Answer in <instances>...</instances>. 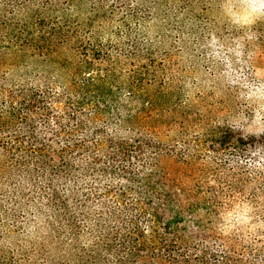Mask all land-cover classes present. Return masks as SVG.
Returning <instances> with one entry per match:
<instances>
[{
  "label": "trees",
  "instance_id": "16d2710c",
  "mask_svg": "<svg viewBox=\"0 0 264 264\" xmlns=\"http://www.w3.org/2000/svg\"><path fill=\"white\" fill-rule=\"evenodd\" d=\"M205 3L0 0V264H264V136L175 59Z\"/></svg>",
  "mask_w": 264,
  "mask_h": 264
},
{
  "label": "rangeland",
  "instance_id": "374dc122",
  "mask_svg": "<svg viewBox=\"0 0 264 264\" xmlns=\"http://www.w3.org/2000/svg\"><path fill=\"white\" fill-rule=\"evenodd\" d=\"M203 6L186 34L174 36L185 88L191 98L204 96L202 100L212 104L213 125L264 136V0H206ZM25 69L42 72L45 64L28 59L11 72L21 74ZM253 210L257 215L250 218ZM239 211L243 237L253 240L264 231V203L251 200ZM233 218L227 215L226 223ZM257 241L262 246L261 237Z\"/></svg>",
  "mask_w": 264,
  "mask_h": 264
}]
</instances>
